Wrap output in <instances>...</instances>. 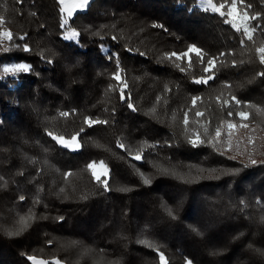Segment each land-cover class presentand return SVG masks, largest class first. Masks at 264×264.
Returning a JSON list of instances; mask_svg holds the SVG:
<instances>
[{
  "label": "trees",
  "instance_id": "1",
  "mask_svg": "<svg viewBox=\"0 0 264 264\" xmlns=\"http://www.w3.org/2000/svg\"><path fill=\"white\" fill-rule=\"evenodd\" d=\"M244 3L252 5L250 15L262 16L252 26H264V2ZM0 17L14 36L6 41L9 51H0V63L30 66L11 75L0 71V264H32L28 255L50 264H159L157 249L168 264H264V164H249V155L264 161V115L256 111L264 109V77L257 75L264 65L255 52L264 29L241 44L240 33L196 0H90L69 18L68 26L81 33L73 41L63 38L58 0H0ZM189 44L213 56L230 53L207 85L192 83L207 75L194 56L187 73L163 59ZM117 58L135 110L119 99L111 79ZM221 94L235 95L240 110L249 112V129L233 130L231 150L226 133L215 146L207 142L222 120L240 122L234 104L228 117L229 109L216 101ZM192 96L201 97L195 108ZM85 116L109 123L87 128ZM82 126V147L75 152L47 135L70 136ZM197 131L205 143L193 146L187 137ZM249 136L254 144L247 143ZM117 140L133 156L143 148L144 158L134 160ZM94 160L108 165V191L86 169ZM20 217L28 226L7 235Z\"/></svg>",
  "mask_w": 264,
  "mask_h": 264
},
{
  "label": "snow or ice",
  "instance_id": "2",
  "mask_svg": "<svg viewBox=\"0 0 264 264\" xmlns=\"http://www.w3.org/2000/svg\"><path fill=\"white\" fill-rule=\"evenodd\" d=\"M19 2L22 3V0H19ZM264 2V0H262ZM58 3L60 5V12L62 14L66 13L67 18H62V21L60 23V27L64 29L63 38L66 41H73L78 36H80V32L77 31L76 28L69 27V18L73 16L74 13H76L78 10L86 9L90 6V0H58ZM201 6L205 8V11H211L212 13H217L219 17L223 18V22L225 24L231 25L232 29H235L236 32L240 33L241 40L240 43L243 44L245 40L253 41L254 34L257 32L258 29H264V26L257 23L255 26H252L253 21H258L262 18L260 13L255 14H249V9L252 8L251 4H245L244 0H224L222 3H214L213 0H201ZM4 20L3 17H0V24H3ZM158 27H162L159 25H156ZM27 34H25L26 36ZM25 36H20V40H24ZM14 36L13 33L9 30H3L0 31V45H3L6 41H13ZM115 39V37H113ZM13 47H20L18 45H13ZM22 48L24 51H30L31 49L27 44H23ZM0 51L7 52L9 51V48L7 47H0ZM131 51V49H129ZM255 52L258 54L259 63L261 65H264V43H261L259 47L255 49ZM230 53H224L221 52L217 56L209 55L207 52H205L204 49L198 47L196 44H189L184 51L176 52H166L164 54L163 59L166 61L172 62V67L177 69L181 73H187L191 71L194 68V62H193V56L195 57L196 62L199 63V65L202 67L203 73L207 75H202L199 78L193 77L192 83L197 85H207L209 81H213L217 78V71H218V65L223 64L224 60L222 59L224 56L229 55ZM187 61L186 66L181 61ZM51 63V61H49ZM232 65H236V61H232ZM66 68H68L69 71H71V66L66 65ZM116 68L117 70L112 73L111 79L115 80L117 82V86L119 87V99L125 103H127V107L129 109L135 110V106L130 102V95H125V90L129 87L127 80L123 76V69L120 68V61L117 58L116 59ZM30 71V66L26 63H17L13 64L11 66H5L3 68L4 74L8 73H19V72H28ZM258 76L264 77V72L257 73ZM225 88H230L231 85L225 83L223 85ZM110 91H115L116 87L110 85L109 86ZM166 91H170L166 87ZM223 94L218 95L215 97L216 101L221 105L223 108H228L227 116L233 117L234 112L232 110V105L234 104L236 106L235 110V116L239 118L240 123L234 122L232 119L228 120H222L220 124L215 128L214 135L211 136V138L207 141L212 146H215L218 143H221V137L222 133H226L227 140L226 143V150H231L233 147V130L242 128V129H249V124L245 123L249 119V112L245 110H240V106L242 105V101L237 99L235 95H229L228 98H222ZM160 98L157 97V100ZM201 100L200 96H192L191 97V106L192 108H195L198 101ZM244 107H255L253 105H244ZM114 111V110H113ZM185 111L183 113V125L185 126V131H187V126L189 125V112ZM256 111L260 113L261 115H264V109H260L259 107L256 108ZM75 110H73V113ZM70 115L69 112H60V117H68ZM196 117H202L204 116V113L201 111L195 112ZM83 125L87 128H92L95 125H107L109 123L108 120L100 119L99 117L93 118L92 116H85L83 119ZM197 124H199V120L196 121ZM80 127L79 131L74 132L70 137H66L64 135L56 134L52 131H47V135L51 137L53 141H55L56 144L60 145L64 149H68L70 151H78L82 145L80 143V137L81 134L85 132V127ZM204 132L208 133L209 129L207 126H204ZM187 142L190 143L193 146H196L197 144H204L205 140H203L200 136V133L197 131L194 133V135H190L187 137ZM248 144H254L253 137L249 136L247 140ZM239 146V140H237V147ZM117 147L124 152L127 153L128 156L132 157L136 161H140L142 158V152L143 148L138 149L135 152V155L133 156L132 151L128 148L127 145L122 143L121 141L117 140ZM149 147H152L149 145ZM43 151H47L46 149H43ZM232 159H235V157H231ZM26 159H30L27 158ZM32 163H35V161H31ZM47 163V161H45ZM257 163L264 164V161H257L255 159L251 158V155H249V164L255 165ZM247 166V165H245ZM86 169L90 170L92 178L95 180V182L100 185L103 190L108 191L109 190V175L110 170L108 168V165L103 161H99V167L97 161H91L86 165ZM165 174H172L168 173L167 170H164ZM238 171V170H234ZM71 173H65V176H69ZM143 175V174H141ZM144 184H150L151 181L147 178H144L143 180ZM63 191V190H61ZM86 198V197H85ZM21 201L25 199L23 195L19 197ZM241 204L244 202L241 201ZM167 215L171 219H176V216L174 215V209L172 208H166L165 209ZM59 219H63V217H60ZM261 220L264 221V216L261 217ZM28 226V220L25 217H20L19 219V227L16 228L13 231H8L6 234L9 236H16L20 235L25 228ZM196 234H201L198 229L192 228ZM51 243V241H49ZM137 243L144 244L148 248H153L154 245L152 242L148 240H142L138 239ZM159 264H168V260L165 257L164 252L159 251ZM27 260L31 261L32 264H50V262L46 259H42L37 257L36 255H28ZM51 264H61V261L59 259H54ZM187 264H192L191 260L187 261Z\"/></svg>",
  "mask_w": 264,
  "mask_h": 264
},
{
  "label": "rangeland",
  "instance_id": "3",
  "mask_svg": "<svg viewBox=\"0 0 264 264\" xmlns=\"http://www.w3.org/2000/svg\"><path fill=\"white\" fill-rule=\"evenodd\" d=\"M197 1V4H198V6H200V7H202L201 6V0H196ZM203 8V7H202ZM59 9H60V5H59ZM60 14H61V21H62V18H67L66 17V13H64V14H62L61 12H60ZM3 30H9L8 29V27H6L4 24H0V31H3ZM10 31V30H9ZM65 31V30H64ZM63 34H64V32H63ZM6 46V42L3 44V45H0V47H5ZM17 63H25V62H23V61H15V60H8V61H3L2 63H0V71H1V73L2 74H4V72H3V68L5 67V66H11V65H13V64H17ZM8 74H13V73H8ZM240 123V122H239ZM71 136V135H70ZM70 136H66V137H70ZM91 162V161H90ZM97 163H98V167H99V161H97ZM40 258V257H39ZM54 260V259H53ZM61 264H63L62 262H61ZM186 264H187V261H186Z\"/></svg>",
  "mask_w": 264,
  "mask_h": 264
}]
</instances>
